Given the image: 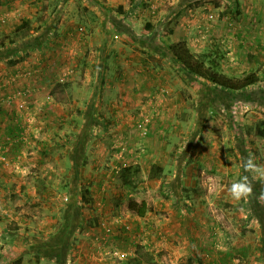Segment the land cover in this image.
<instances>
[{"label": "crops", "instance_id": "obj_1", "mask_svg": "<svg viewBox=\"0 0 264 264\" xmlns=\"http://www.w3.org/2000/svg\"><path fill=\"white\" fill-rule=\"evenodd\" d=\"M23 21L28 26L16 32ZM0 36L5 37L0 49V154L8 160L0 162V195L9 191L20 199L14 203L0 197V264H127L137 245L152 255L153 264H163L162 257L164 264H200L202 254L212 255L207 264H219L239 254L228 242L223 249L218 246L225 253L216 250L215 237L226 236L220 228L203 239L205 217L190 213V201L179 193L182 186H192L195 173L213 175L207 176L211 182L217 173L238 174L244 159L264 157V140L253 135L254 122L249 121L253 110L264 113V102L254 100L264 94V80L249 91L253 100L235 97L232 102L230 93L185 71L168 46L185 40L200 52L210 46L211 37H220L228 47H245L248 72L264 71V0H0ZM230 54V63L241 60L238 53ZM257 62L259 69L253 66ZM82 90L85 104L72 97ZM66 93L69 110L84 109L85 136L75 133L69 139L80 142L81 152L76 154L71 144L68 148L80 161L81 153L87 156L76 183L89 184L90 207L77 209L63 247L57 234L66 229L69 217L63 216L57 231L47 234L53 218L46 224L44 212L35 217L20 202L37 199L23 191L39 189L43 182L30 170L40 171V140L52 117L69 113L62 98ZM237 104L248 105L245 120L231 113ZM142 117L148 119L145 136L135 127ZM25 137L32 139L21 143ZM175 137L181 140L177 147L171 143ZM30 139L35 151L25 148ZM3 145H8L5 152ZM32 157L37 164H31ZM154 162L166 176L145 177L141 184L162 183L167 199L139 217L116 200L112 175L128 164H138L145 174ZM75 201L81 203L79 197ZM249 211L240 217L245 215L244 221L258 231L260 251L261 225ZM31 216L37 218V229L29 227ZM232 216L226 221L236 218ZM86 218H94V224H86ZM207 239H213L208 240L210 252L202 244Z\"/></svg>", "mask_w": 264, "mask_h": 264}, {"label": "rangeland", "instance_id": "obj_2", "mask_svg": "<svg viewBox=\"0 0 264 264\" xmlns=\"http://www.w3.org/2000/svg\"><path fill=\"white\" fill-rule=\"evenodd\" d=\"M243 27H245V25H243ZM242 31L244 32L245 30L243 29ZM222 41L223 40L220 37H216V38L211 37V39L209 40L210 46H207V49L215 48L223 52V57L220 58V62H221L220 64L223 71L227 74H231L235 76H239L243 73L248 72L247 66H249V62L246 61L245 59V47L242 46L241 43L238 44L237 47L231 45L228 47ZM231 52L238 53L237 55L241 57V60L240 61L237 60V62L235 63H230L229 57H231V55H234V54H230ZM258 64L261 63L257 62L255 63V65H253L256 66L255 69L261 68V66ZM66 94L68 96L66 97L64 95V97L62 98H64L63 100L65 101L66 106L68 107L66 112L69 113L67 116L62 115V117H55V118L52 117L53 120H51V123L48 124L44 129L42 134L43 138L40 140L41 143L40 146L42 147L41 153L44 155L43 159L39 164L40 171L37 168H33L30 170L31 171L30 173H32L31 174L32 177L39 176L41 177L43 182H40L39 189H30V190L27 189L26 191H23L25 194L27 193L29 197L33 196L34 198L37 199L29 201L27 205L23 202H20L22 203V208L29 211L34 210L35 213L33 214V216L35 217H37L41 212H44L45 215L47 216L46 224L50 223L48 221L49 218L51 219L53 218L54 222L53 220L52 221L50 220L51 223L49 226V229L51 231L47 232V234L53 233V231H57V228L61 224V215L65 205V201H63V196L68 197L66 191L72 187V184L76 182L77 178L80 179V181L82 179L80 171H78L79 172L78 176H76L77 178H75V173L77 171L75 169L76 164L73 161H71L69 158V151L71 148L69 149L68 147L71 144L69 139L73 138L75 133L83 135L82 137L85 136L84 134L86 133V126H82L84 124L83 123L84 109L82 108L77 110H73V109L69 110L70 109L69 107H71L69 101L71 100L69 99V93ZM60 97L61 95H58V98ZM72 97L73 98L77 97L78 99H82L83 104H85L87 95L82 90L81 92L75 94ZM196 98L197 97H195L194 99ZM247 106L248 105L246 104H237L235 105L231 113L235 117L238 116L245 120L246 119L245 114L247 112H250V109ZM253 113H254V117L251 116L252 119L251 118L249 119V121L252 120L251 122L255 123L257 120L261 119L262 117L264 118V113L259 110H253ZM46 121L48 120L46 119ZM79 128L82 129L80 132L78 131ZM139 134L141 136L146 135V134H141L140 132ZM29 138L32 139V137H25V140L23 139L20 142L21 143L27 142ZM31 139L30 142L27 143L29 148L28 147L25 148H27L28 151H35L34 150L35 146L33 145L36 142L35 140H33L32 142ZM175 139L177 141L175 140L171 143L175 145V147H177L179 146V143H181V140L178 137H175ZM13 142L14 140L12 141V143ZM254 144L256 145L255 142ZM85 158H87V156H85ZM255 159L257 160V163L256 160L254 161L256 165L260 167L261 166L264 167V157L262 158L259 156V154H256ZM30 161L31 164L33 163L37 164V161H35L33 157L31 158ZM146 165L148 166L149 163H146ZM242 173H243L242 167L239 170L238 174L236 173V174L228 175L227 173H223V174L217 173L214 175L215 177H213V180H211V182L210 180L209 181L207 180V176H213V175H208L203 172H201L200 174L195 173L193 177H191L190 179V182L192 183V186H189L191 190L188 191L190 198L185 197V194L183 193L184 191H182V189L179 193V195H181V198L190 201L191 204L190 213L200 214L205 217V221H206L205 225L204 224L200 225V229L204 231L203 239L207 238L208 236L207 233L211 235L212 232H215V230H218L220 228L224 233H226L225 234L226 236L224 237V240H222L223 238L221 237L220 238L215 237L216 250L218 252L225 253L224 251L219 250L218 247L221 246L220 249H223L222 246L226 245L225 242H228L227 244L233 243L239 249L238 250L239 254L234 255V257H232L233 260L232 259L218 260L219 264H229V263L230 264H264V255H261L258 249V245H259L258 240H260V238H258L257 236L258 231L256 230V228H254L251 222L246 223L247 221H244L246 219L245 215L240 217L241 214H249L250 212L249 200L248 198L235 200L231 197L228 191V189L231 187L233 183L239 181L238 179L241 177ZM140 176L142 177V182H143L145 178V174L142 173V169ZM256 176L257 177L254 179L260 177L259 175ZM28 181H32V179L29 178ZM118 183L119 182L117 178H115L114 176V179H112L110 185L112 186V189L116 191V194L118 195L116 200L118 199V202L120 201L122 206L124 205L122 202L124 198L134 197L138 200L141 199L145 200L148 206L149 205L151 206L150 207L151 211H153L152 207L154 206L156 201L161 199L163 200L167 199L166 198L167 196H164L163 193L168 194L167 191L168 189L163 188L162 190H160V186L159 187L149 186V185L144 186L140 183L136 188L132 190H123L120 189L119 186H117ZM66 184L67 186L65 187ZM80 184L89 185L83 182H80ZM2 195H4V197L11 198V200H13L14 203H18L15 201L20 200L17 199L18 198L17 196L16 198L13 197L14 192L10 193L9 191H3ZM2 195H0V197H2ZM38 196L40 197V199L38 198ZM77 197H79V195ZM110 199L113 202H115L114 196ZM168 199L174 200L175 197L172 198V196L171 197L168 196ZM83 207L87 209L88 207H90L89 203H85ZM187 208L189 207H187L186 205L185 207L181 208L183 209L182 212L184 211L183 212L184 215ZM155 212L162 213L159 209H157ZM232 215L233 216L235 215L236 218L233 217ZM229 216H232L233 218L231 219V221H226L227 219H229ZM250 216L252 217V214H250ZM87 220L88 218H86V222H85L86 224H87ZM129 226H126L125 229L132 230L131 227ZM29 227L30 229H37L38 227L37 218H32ZM208 240L210 241L211 239H207V241L204 240L202 244L203 245L206 244L204 250L205 251L208 250L210 252L208 248H211V246L208 245ZM137 241H139V239ZM211 241H213V239ZM134 243L135 242H133V244ZM248 249L250 250L249 252ZM196 255L197 254H195V256ZM211 256H212L211 254L200 255L201 258L203 257L202 260L200 259L201 261L200 264H207L208 257ZM161 259H162L161 260L162 263L164 264L165 259H163V257ZM213 261H217V260L214 259ZM179 264H183V263H179Z\"/></svg>", "mask_w": 264, "mask_h": 264}, {"label": "trees", "instance_id": "obj_3", "mask_svg": "<svg viewBox=\"0 0 264 264\" xmlns=\"http://www.w3.org/2000/svg\"><path fill=\"white\" fill-rule=\"evenodd\" d=\"M27 26L28 22L23 21L17 27L16 32L24 29ZM37 29L38 27H36L34 30L36 31ZM147 30L145 32H147ZM4 40L5 37L0 36V49H2V47L4 46ZM12 41L13 40H11L10 42ZM168 48L172 53L174 59L185 71H187L191 76H194L197 80H203L205 81V83H209L227 93H230L232 102L235 97L242 102H250L251 100H253L254 96L249 91H251L253 86L258 85L261 81L264 80L263 70L258 72L255 70H250L249 72L243 73L239 76L225 73L220 64V58L223 57V52L219 51L218 49L210 48L200 52H195L189 48L185 40L172 42L169 44ZM261 89H259V91ZM254 100L264 102V94L260 93L256 95ZM252 132L254 136H257L258 138L264 140V119L261 118L253 124ZM79 144V141H73L72 143L76 154H79L81 152L80 150H78ZM70 151L69 158L76 164L75 169L77 171L75 173V178H77L76 176H78L79 168L87 164L88 159H86L82 153L81 155L83 156V159L81 161L76 159V154L73 158V154H71ZM140 173L141 168L138 164H128L120 166L117 171L113 172L112 176H115V178H117L120 189L132 190L142 182ZM165 176L166 172L164 171V168L161 164L156 162L151 163L148 166L147 171L145 172V177L147 179H163ZM243 176H248L249 182L252 185V194L248 197L250 206L249 208L251 210L252 217H255L261 225V235L263 236L262 241H264V180L254 179L248 172H245L244 168L243 173L238 180L240 181ZM73 184L70 189H68L67 187L68 190L66 191V194H68V200L65 201L64 209L61 215V218H64L63 216L69 217V219H66L63 223L67 226L66 229L60 232V234H57V237L60 239L63 247L64 242L69 236V228L72 226V223L78 216L77 209L79 207L81 208L82 204L90 202L89 185L79 183L78 185L77 183L76 185ZM66 186L67 184L65 185V187ZM165 187L166 186L161 183L160 190ZM189 190H191L189 187L182 186V191H184L183 193L185 194V197L190 198L188 193ZM78 195L80 197V204L75 201V198ZM163 195L167 196L165 195V193H163ZM122 202L130 213L135 214L139 217L144 216L150 209L146 201L143 199L138 200L134 197H127L124 198ZM92 220L95 221L94 218L88 219L87 224H94ZM261 249L263 250L262 253ZM260 254L264 255V244H262V246L260 247ZM153 262L154 260L152 255L146 249H144L143 245H137L135 247L134 256L126 260L127 264H153Z\"/></svg>", "mask_w": 264, "mask_h": 264}, {"label": "clouds", "instance_id": "obj_4", "mask_svg": "<svg viewBox=\"0 0 264 264\" xmlns=\"http://www.w3.org/2000/svg\"><path fill=\"white\" fill-rule=\"evenodd\" d=\"M242 167L245 172L257 174L264 178V168L256 165L250 158L242 161ZM228 191L235 200L248 198L252 194V185L249 182V177L243 176L240 181L233 183Z\"/></svg>", "mask_w": 264, "mask_h": 264}, {"label": "built area", "instance_id": "obj_5", "mask_svg": "<svg viewBox=\"0 0 264 264\" xmlns=\"http://www.w3.org/2000/svg\"><path fill=\"white\" fill-rule=\"evenodd\" d=\"M20 107L22 106V102H20L18 104ZM147 123H148V119L146 117H142L141 119H139L138 121H136L135 123V127L137 128L138 132H140L141 134H146L147 133ZM125 143V141H123V144ZM8 148V145H3L1 147L2 151H6V149ZM0 162L2 164H7L8 160L6 158V156L4 154H0ZM67 200V196H63V201ZM68 264H71L70 262Z\"/></svg>", "mask_w": 264, "mask_h": 264}]
</instances>
